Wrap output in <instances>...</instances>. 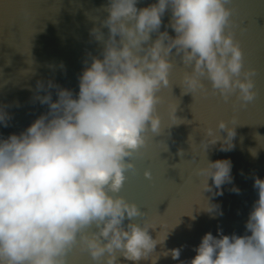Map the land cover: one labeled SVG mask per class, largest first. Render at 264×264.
Segmentation results:
<instances>
[{
    "label": "clouds",
    "instance_id": "9594fccd",
    "mask_svg": "<svg viewBox=\"0 0 264 264\" xmlns=\"http://www.w3.org/2000/svg\"><path fill=\"white\" fill-rule=\"evenodd\" d=\"M139 3L108 0L102 22L108 38L101 28L92 30L104 45L102 58H91L79 77L78 94L52 80L38 81L37 92L46 94L34 100L49 111L23 132L0 137V264H69L77 245L89 254L91 264H122L120 256L139 264L164 242L167 233L153 238L155 227L137 222L146 213L120 193L127 173L136 171L135 158L143 155L147 132L161 130L158 92L170 84L173 49L191 69L183 78L185 94L218 95L224 102L235 95L245 107L257 97V69L245 68L241 42L229 28L233 0H153L143 8ZM169 10L171 19L161 31ZM153 33L158 34L155 40ZM205 79L211 82V93ZM8 107L0 104V125L5 127L12 118ZM177 108L175 103L174 123H192L179 121ZM203 133L199 145L189 137L193 159L204 157L197 175L206 178L205 191L212 190L211 178L220 189L216 195H222V186L233 183V163L208 160L207 153L221 141L220 150L231 151L236 127L222 119ZM144 176L153 178L149 170ZM255 187L259 199L246 223L251 235L208 232L195 257L181 264H264V180L257 178ZM231 191L240 189L233 186ZM181 250H170L173 260H179Z\"/></svg>",
    "mask_w": 264,
    "mask_h": 264
},
{
    "label": "water",
    "instance_id": "95a60500",
    "mask_svg": "<svg viewBox=\"0 0 264 264\" xmlns=\"http://www.w3.org/2000/svg\"><path fill=\"white\" fill-rule=\"evenodd\" d=\"M152 2L140 0L137 7ZM107 5L108 0H0V104L9 106L7 111L12 117L7 127L0 125V137L23 132L49 111L48 105L34 100L35 95L46 94L37 92L38 81L47 84L52 80L78 94L79 77L91 58H102L104 45L95 39L92 30L99 27L105 40L108 38L109 29L102 23L108 15ZM229 7L235 9L229 28L241 42L245 68L257 69L254 79L258 95L245 107L235 95L224 102L218 95L195 94L194 98L192 93L185 94L183 78L191 69L183 63L182 54L176 55L173 49L170 84L158 92L161 130L147 132V144L141 149L143 155L135 158L136 171L127 173L128 180L120 193L146 213L137 222L154 226L153 238L167 233L149 259L139 264L190 262L203 236L208 232L218 236V229L229 236L251 235L246 223L259 199L255 180H264V0H233ZM170 19L169 10L161 31ZM167 30L175 36L171 28ZM157 35L153 33L152 39ZM204 84L211 93V82L205 79ZM51 91L53 100L58 99L56 89ZM175 103H178L177 119L192 123H174ZM222 119L229 122V127H236L234 147L221 151L222 141L218 142L209 149L207 159H231L234 180L222 186V195H216L220 189L211 178L208 183L212 190L203 189L206 178L197 175V170L203 166L204 157L197 155L193 159L189 137L199 145L204 138L203 130L215 128ZM220 135L226 137L227 133L221 131ZM253 150L256 156L252 155ZM145 170L152 172V180L145 178ZM233 186L240 191H231ZM211 205L219 208L210 212ZM174 248L182 249L179 260L171 257L170 250ZM118 259L122 264H133L122 256ZM69 264H91V258L77 245L69 253Z\"/></svg>",
    "mask_w": 264,
    "mask_h": 264
}]
</instances>
